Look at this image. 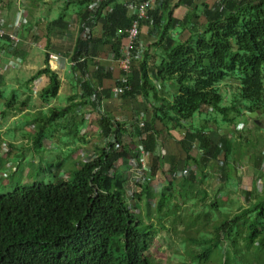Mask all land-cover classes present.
Masks as SVG:
<instances>
[{
	"label": "trees",
	"instance_id": "16d2710c",
	"mask_svg": "<svg viewBox=\"0 0 264 264\" xmlns=\"http://www.w3.org/2000/svg\"><path fill=\"white\" fill-rule=\"evenodd\" d=\"M140 1L65 0L66 4L75 3L79 19L87 27L97 22L101 24L100 35H91L90 40L79 36L76 40L71 57L76 76L69 98L77 95L86 105L93 106L105 147L97 158L83 163L70 180L20 185L0 195V264H155L148 252L157 236L156 228L144 223L141 214L133 213L129 178L119 166L127 155L121 141L124 126L112 113L107 110L102 113L98 108L103 99L114 92L111 88H100L102 80L111 79L113 75L112 70L105 72L106 68L99 65L98 50L107 46L114 60L122 57L129 36L127 31L137 18L131 6ZM180 8L185 12L181 17L177 14ZM64 23L69 26L64 15L51 22L58 29ZM141 34L144 46L134 48L138 58L130 80L131 89L121 97L143 99L150 105L151 119L144 121L143 128L136 129L139 145L150 162L143 190L134 198L140 201L147 193L149 215L152 209L149 200L155 184L164 182L160 199L154 205L160 221L174 186L173 181L167 183L168 174L158 168L157 147L163 131L172 135L178 130H187L180 143L190 163L198 161L192 151L195 142H200L203 152L198 163L203 174L210 161L223 153L227 156L229 147L234 150L233 143L230 146L227 143L231 141L229 138L216 144L206 130L186 125L203 106L213 107L226 121L231 120L232 108L241 115L255 110L264 114V0H159L150 12V19L142 21ZM5 38L12 41L8 36ZM10 47L16 50L15 46ZM45 63L46 67L39 70L27 86L46 77L48 84L43 86L40 95L42 101L47 102L58 97L61 80L49 67L48 56ZM91 66L97 67L95 73ZM79 72L82 79L77 78ZM228 78L239 80V104H223L225 95L219 83ZM4 81L0 73V85ZM157 82H174L175 97L171 99L161 94ZM1 89L0 99H4ZM14 97L12 106L24 101ZM22 105L27 108L28 104L25 101ZM69 106L62 110L52 107L50 124L62 113L67 117ZM158 124L165 129L159 131ZM43 136L40 132L36 137L40 145ZM117 142L121 144L119 149ZM194 174L186 176L188 183L198 180L200 174ZM255 203L236 219H240L241 214H251L258 207L264 210V195ZM136 205L134 208L140 209ZM228 225L219 227V238ZM260 234L261 231L253 233L251 239H259Z\"/></svg>",
	"mask_w": 264,
	"mask_h": 264
},
{
	"label": "rangeland",
	"instance_id": "374dc122",
	"mask_svg": "<svg viewBox=\"0 0 264 264\" xmlns=\"http://www.w3.org/2000/svg\"><path fill=\"white\" fill-rule=\"evenodd\" d=\"M58 1L51 0L52 4L48 6L51 7V15L54 18L60 17V13L61 15L66 14L67 9L66 15L72 24L70 31L74 33H72L73 38L65 39L67 41L64 46L66 53L63 56L72 57L75 39L80 36L84 28L82 27L83 22L78 17L75 3L66 4L64 0L62 5L55 4ZM177 14L181 17L185 12L180 8ZM4 28L7 34L3 37L8 36L13 41L19 40L16 31L20 28L13 26L10 30L7 25ZM98 32L100 33V30ZM11 34H14L17 39L12 38ZM146 46H150V43ZM44 56L46 57L45 53L34 56L35 59L33 58L32 63L34 68H31V63H27L29 66L26 67L24 61L18 60L16 62H19L18 66H15L18 69L13 77L6 75L4 85L2 83L0 86L5 95L4 99H0V195L11 192L20 185L34 184L35 182L54 183L58 179L70 180L83 163L97 158L99 151L105 147L101 130L98 129L95 132L97 137L92 139L91 135H83L80 119L76 118L74 120L76 124H73L71 113H68L67 117H64L62 113L61 117L53 124L45 123L52 115L51 108L43 103L40 95L45 83L42 84L38 80L29 85L30 87L27 86V82L37 74V70L44 64L46 60ZM54 60L56 61V59ZM71 63L73 64L72 61ZM78 78L82 79L81 75H78ZM219 86L225 95L224 105L241 102L238 101L239 80L237 78H228L219 83ZM71 88L68 81L63 80L58 97L51 99V105L62 110L68 101ZM14 96H18L19 101H24L12 106L16 100ZM25 101L28 104L27 108H23L22 105V102ZM216 114L225 117L222 113ZM230 119L228 121L221 119L219 122L221 126L230 129L231 132H235V130L239 132L240 136L237 137L239 144L235 147V153L237 151L240 153L242 161L248 155L264 154V114H260L256 119H250L248 114L241 115L232 108ZM193 122L196 124L195 118ZM210 123L216 124L214 121ZM40 131L44 135L41 139L42 145L36 142L37 133ZM88 132L92 133L91 128L88 129ZM226 133V131H222V134ZM132 142L136 143L133 146L134 155L139 157L138 147L140 145L137 144V141ZM236 143L237 140L233 141V144ZM81 148L83 150H79ZM122 162L121 160L119 166L125 171L126 167ZM57 163H61V166L58 167ZM262 163L264 164V158ZM129 172L128 186L134 181L132 166H130ZM241 187L239 184L236 186V179H234L223 188L226 194L221 192L220 197L214 199L215 202L220 203V206L208 207L205 205L202 210L192 213L191 201L187 207H184L180 202L181 210H173L177 214L173 213L170 216L169 211L167 213L165 210L160 221L155 217V199L151 201L153 208L150 210L148 219L144 220V223L147 222L155 226V233H157L148 252L150 259L155 264H264V210L258 207L251 214H241L242 217L236 219L237 216L240 217L243 208L251 207L264 195V184L257 188L251 187L252 196L246 195ZM212 188L209 189V192H212L210 194H214ZM185 189L179 196H174L175 199L182 202L190 200L191 195L193 196L190 194L189 189L191 188ZM230 200L232 202H229ZM130 202L133 213L139 214L137 208L133 206L136 203V206H139L138 198L130 197ZM170 203L172 201H169L167 208H171ZM224 224H229L228 229L225 233L221 232L219 238L218 229ZM260 231V238L253 241L252 234Z\"/></svg>",
	"mask_w": 264,
	"mask_h": 264
},
{
	"label": "crops",
	"instance_id": "0c3cea01",
	"mask_svg": "<svg viewBox=\"0 0 264 264\" xmlns=\"http://www.w3.org/2000/svg\"><path fill=\"white\" fill-rule=\"evenodd\" d=\"M59 1L55 4L62 5V1L64 2V0H59ZM50 4H52L51 0H0V16H2L3 20L5 19L6 25L8 28H10V30L14 26L16 20L19 19V17L23 16L26 20V24L23 26V28L18 29L16 31V34L19 36V41H13V40L11 41L5 37L0 38V67H1L0 73L2 76H4V79L6 75L13 77L15 71H17L18 69L15 67L18 66L19 64V62L16 63L18 60L20 62L24 61L26 67L29 66V65L27 66V63L28 64L31 63L30 64L31 68H34L32 65L33 58L35 59L34 56H37L40 53H45L46 57L48 55L49 67L51 68V70L56 71L60 76L61 86L63 80H66L73 88L75 84L74 80L76 74L72 69V65H73L71 63L72 60L71 57L63 56L66 53L64 49V46L67 43L66 40L73 38L72 33L74 32L70 31L72 24L67 18L66 15L67 9H66V14H62V15L65 16V20L67 21L69 26L67 27V24L64 23L65 26L60 25L59 29L54 28L55 26L53 27L51 22L57 20L60 17L57 18L52 17L51 15L52 11H50L51 7L48 6ZM62 15L61 13L59 14V16ZM82 27H84V30H82L80 37L82 36V34H85L87 30L90 36L100 35L101 33V24L98 22L91 27L89 26L87 27L85 24H83ZM99 30L100 33L98 32ZM78 37L79 36H77L75 39L74 42L75 44ZM75 44L73 46V49L75 47ZM11 45L15 46L16 50L13 47H10ZM125 45H127V43ZM108 49L109 48L107 46L100 48L98 50L97 53L98 56L96 58L100 62L99 65L106 68L105 72L107 70H112V75H113L111 79L102 80L103 82L100 88L102 89L111 88L113 91L114 89L113 87L116 85L117 80L120 78L122 72L119 69L118 61L114 60V57L109 56V54L111 53H109ZM51 54L57 55L58 60L56 61L51 60L50 59ZM91 65H93V63H91ZM45 67H46V63L44 62V64L40 66L39 70ZM95 68L97 67H94L93 69L91 66L92 72L97 71L95 70ZM39 70H37V72ZM78 75H81L80 72L77 74V78ZM39 81H41L42 84L45 83L44 84L45 86L48 84V79L46 77L39 79ZM157 84L160 87L161 94L167 95L171 99L175 97L176 90H175L174 82L170 84L157 82ZM72 88L70 95L74 91V89ZM50 102L51 100L47 102L43 101L44 104L49 105L48 107L52 108L53 105H51ZM103 103L105 110H107L108 113H112L116 117V119L119 122H121V124H123L124 126V133L122 135L121 141L124 147V151H125L124 153H126L127 155H125L126 159H124L125 157L123 158L122 164L125 165L126 167L125 172L129 178L131 158L137 156L134 155L135 151H133V146L136 143L133 144L132 141L134 142L137 141V144L139 143V138L136 135V129L138 128V126H140L141 128V124H143L144 121L151 119L152 113H151L150 105L145 101H143V99L141 100L135 97L122 98L121 96L115 95L114 92L112 96L105 97L103 99ZM64 106H69L70 113L73 116L72 118L74 120H76V118L79 117L78 119H80V124L82 125L81 131H83L84 133L83 135H91V139L97 137V134H95V132L100 128L97 121V115L94 112L93 106L91 104L86 105L84 101L79 96L76 95L74 99L68 97V101ZM79 110H80V114H79ZM216 113L217 112L213 107L205 105L201 108L200 112L197 113L196 116L194 117L196 119V124H194L193 122L194 118H193L192 122L189 121L186 125L189 128L192 127L193 129L206 130L209 137H212L213 141L216 144H220L221 142L224 141V139H228V138L231 140V141L227 140L229 146L235 140H237V143L233 144L234 146L233 152L229 147V152L227 151V156H224L225 154L223 153L220 156V158H216L210 161L208 163L207 168L204 170L203 174H200V170L198 171L199 173L198 172L195 173L194 175L200 174V176L198 177V180H196L194 184L188 183L187 180L185 179L186 176H183L182 172L185 170L186 167L188 168L196 167V169L199 168L198 161L202 159V152H203L202 148L200 147V142L199 141L195 142L194 149L192 151V155L195 158H197L198 161L196 162L192 161L190 163L188 159V154L184 150L182 144L180 143L182 136L186 135L187 130H178L177 132H173L172 135L170 134L167 135L166 130H164L165 126L158 124L157 127L158 130L159 131L164 130L163 134H161V136L159 137V141H158L159 143L157 147V155L159 156L158 168H161V170H163L164 173L168 174L169 179L167 183L169 181H173V185H174L173 188L170 189L171 194L169 201H172V203H170L171 208L165 209L167 210V213L169 211L168 214H170V216L173 213H176V211L173 210H181V208H179L180 202L183 204L184 207H187V205L191 201L192 213L193 211L196 210L198 211L202 210L205 205L208 207H213L214 204L220 206V203L218 201L215 202L214 199L215 198L218 199L220 197L221 192L225 193V191H223V188L234 179H236V186L238 184L242 186L241 189H243V192L246 193V195L248 196L253 195L249 193L252 191L251 187L257 188L263 186L264 184L263 181L264 173H263V163H262L264 154L256 155V156L248 155V157L245 160L243 159L244 161H242V159L240 158L241 157L240 153L238 151L235 153L236 151L235 147H237L239 144V139H237V137L240 136L238 135L239 132L237 130H235V132H231L230 129L221 126L219 120L221 119L224 120L225 118L223 116L222 117L217 116ZM88 114H92L91 120H88L86 118ZM212 121H214L216 124L212 125V123H210ZM45 123L50 124L48 123V120L45 121ZM73 124H76V121ZM90 128L92 133L88 132V129ZM222 131H226L227 133L222 134ZM40 132L43 134L42 131ZM40 132L37 133V136L40 134ZM79 150H83V149L81 148ZM146 155L149 166L150 158L147 153ZM131 185L132 184L129 185L130 188L132 187ZM155 185L156 186L153 197L149 200V202L151 203V201L155 199V204H156L160 199L159 193L162 191L164 182H159ZM187 187L191 188L189 189L191 191L190 194H193V196L191 195V199L185 202L178 201L177 199H175V197L179 196V194L182 191H184L183 189ZM210 188L214 189L213 190L214 194H210L212 193L209 192ZM185 190L187 191L188 189ZM146 194L147 193L143 194L142 197L140 198L139 201L140 209H138V213L142 215V218L144 220L148 219V217L150 216V213L148 215L146 210L147 209L146 208L147 199L145 197ZM198 196H202V197H198ZM229 202H232V200H230ZM151 205L153 208V204ZM249 207L243 208L241 210V213L244 209Z\"/></svg>",
	"mask_w": 264,
	"mask_h": 264
},
{
	"label": "built area",
	"instance_id": "2783aa9c",
	"mask_svg": "<svg viewBox=\"0 0 264 264\" xmlns=\"http://www.w3.org/2000/svg\"><path fill=\"white\" fill-rule=\"evenodd\" d=\"M159 2V0H142L137 4L131 6L132 12L137 18L134 20L133 26L127 31L128 41L127 45L122 49V57L118 60L119 69L122 72L120 78L117 80L116 85L113 87V91L115 95L121 96L126 90L131 89L130 80L133 76V71L135 68L136 60L138 55L134 52L135 47H139L140 49L142 46L141 40V23L144 20L150 19V12L152 11L153 7ZM26 24V20L23 16L19 17L17 22L14 24L17 28H22ZM5 20H3L2 16H0V38L7 34ZM84 30V28H83ZM12 38L17 39L14 34H11ZM82 38L85 40H90L91 36L88 33V30L85 34H82ZM19 41V40H18ZM109 56L113 57V53L109 54ZM51 60H58L57 55H50ZM100 112L104 113L105 108L103 103L99 104L98 106ZM88 120H91L92 114H88ZM141 127H144V123L141 124ZM121 144L117 142V148L119 149ZM131 166H132V174L134 175V181L132 183V187L130 190V197L134 198L135 195L140 194L142 192V185L145 184V178L148 166V159L145 150L139 146V157L134 156L131 158ZM264 170V164H263ZM199 168L196 167L187 168L182 172L183 176H187L191 172L197 173Z\"/></svg>",
	"mask_w": 264,
	"mask_h": 264
},
{
	"label": "water",
	"instance_id": "95a60500",
	"mask_svg": "<svg viewBox=\"0 0 264 264\" xmlns=\"http://www.w3.org/2000/svg\"><path fill=\"white\" fill-rule=\"evenodd\" d=\"M247 114L250 117V119H256L260 115V113L257 112V110H255V112H248Z\"/></svg>",
	"mask_w": 264,
	"mask_h": 264
}]
</instances>
